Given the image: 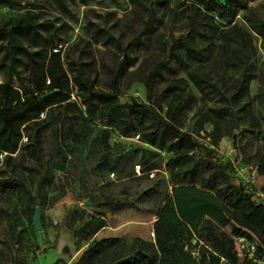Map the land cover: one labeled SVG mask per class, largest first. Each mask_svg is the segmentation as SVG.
I'll return each instance as SVG.
<instances>
[{
  "label": "rangeland",
  "instance_id": "rangeland-1",
  "mask_svg": "<svg viewBox=\"0 0 264 264\" xmlns=\"http://www.w3.org/2000/svg\"><path fill=\"white\" fill-rule=\"evenodd\" d=\"M192 1L66 0L61 5L57 0H10L0 5V25L26 13L38 22L52 23L45 34L63 47L66 65L84 61L85 75L95 79L98 90L112 91L117 82L122 103L132 99L148 102L150 75L167 57L175 39L190 35L189 15L193 12L184 10ZM252 14L264 20V0L251 1L235 21L252 34L248 66L256 78L239 92L244 101L250 100L252 115L244 117L236 111L235 120L231 117L225 123L229 133L219 141V157L235 165L234 184L251 183L264 192V36L251 29L248 18ZM190 40L197 53L180 49L183 59H172L176 71L163 68L151 93L156 103L167 80L188 79V71L199 64L207 67L221 88L231 92L237 88L240 72L214 62L216 51L210 40L196 34ZM25 76L23 82L15 77L14 85L24 88ZM4 79L0 73V80ZM187 91L197 103L187 110L181 129L193 132L202 144L196 148L197 161L205 153L202 138L208 141L214 125L209 122L197 132L195 114L204 105L202 93L190 80ZM72 98L80 103L76 92ZM114 128L106 119L97 118L83 144H58L53 134L46 142L43 161L20 151L13 155L11 165L1 166L0 176L11 177L17 184L15 188L0 185V264H77L93 239L118 236L131 248L138 239H154L157 212L172 193L170 170L174 164L170 162L184 142L175 138L154 146L143 141L145 128ZM107 130L109 145L104 143ZM151 163L160 167L159 173H143ZM241 167L247 169L240 173ZM121 201L126 202L122 208L118 207ZM37 206L43 226L39 230L34 226ZM209 223L235 237L232 225L222 227L208 215L201 228Z\"/></svg>",
  "mask_w": 264,
  "mask_h": 264
},
{
  "label": "trees",
  "instance_id": "trees-1",
  "mask_svg": "<svg viewBox=\"0 0 264 264\" xmlns=\"http://www.w3.org/2000/svg\"><path fill=\"white\" fill-rule=\"evenodd\" d=\"M57 1L66 5V0ZM251 1L193 0L184 10L193 12L189 15L190 35L175 39L167 57L150 75L148 102L132 99L122 103L117 82L112 91L98 90L95 79L85 75L84 61H69L66 65L63 47L45 34L52 23L38 22L26 13L0 25V73L5 78L0 80V174L1 166L11 165L13 155L20 151L43 161L46 142L53 134L58 144H83L97 118L106 119L115 130L145 128L143 141L154 146H163L175 138L184 142L170 162L174 164L170 170L172 193L157 212L154 239H138L133 248L118 236L93 239L77 264H264V199L257 196L253 184H234L231 177L235 165L219 157V141L229 133L225 123L235 118L236 111L244 117L252 115L250 100L244 101L239 93L256 78L248 66L252 34L235 22L241 12L249 9ZM7 2L10 0H0V5ZM248 20L251 29L264 36V20L253 14ZM195 34L210 40L213 52L216 51L214 62L240 72L237 88L234 92L221 88L207 67L199 64L188 71V79L167 80L158 96L161 100L156 103L151 93L157 77L162 76L163 68L176 71L172 59H183L180 49L197 53L189 42ZM24 74L27 85L15 86L13 79L23 82ZM189 80L201 91L204 103L195 114L197 132L209 122L214 125L208 141L202 138L205 153L197 161L196 148L202 144L193 132L181 129L187 110L197 103V98L187 91ZM75 92L80 103L72 98ZM256 124L257 120L253 125ZM109 139L107 130L105 145H109ZM242 163L249 164L243 160ZM159 169L151 163L142 171L149 175L159 173ZM3 183L9 188L17 184L11 177L0 176V185ZM125 205L121 201L118 207ZM207 215L222 227L232 225L235 237L214 223L201 228ZM238 237L257 243L255 255L262 258V263L239 253Z\"/></svg>",
  "mask_w": 264,
  "mask_h": 264
},
{
  "label": "built area",
  "instance_id": "built-area-1",
  "mask_svg": "<svg viewBox=\"0 0 264 264\" xmlns=\"http://www.w3.org/2000/svg\"><path fill=\"white\" fill-rule=\"evenodd\" d=\"M245 167H241L240 173H242ZM257 196H260L264 199V192L258 191ZM236 246L240 254H246L250 257H253L255 260L259 262H263L262 258H259L255 255L257 243L256 242H249L246 237H238L236 241Z\"/></svg>",
  "mask_w": 264,
  "mask_h": 264
},
{
  "label": "water",
  "instance_id": "water-1",
  "mask_svg": "<svg viewBox=\"0 0 264 264\" xmlns=\"http://www.w3.org/2000/svg\"><path fill=\"white\" fill-rule=\"evenodd\" d=\"M34 226L37 230L42 229V227H43L42 222H41V209L39 206H37L35 209Z\"/></svg>",
  "mask_w": 264,
  "mask_h": 264
}]
</instances>
